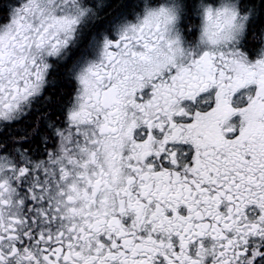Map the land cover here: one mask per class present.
<instances>
[{"label": "snow or ice", "instance_id": "snow-or-ice-1", "mask_svg": "<svg viewBox=\"0 0 264 264\" xmlns=\"http://www.w3.org/2000/svg\"><path fill=\"white\" fill-rule=\"evenodd\" d=\"M0 264H264V0H0Z\"/></svg>", "mask_w": 264, "mask_h": 264}]
</instances>
